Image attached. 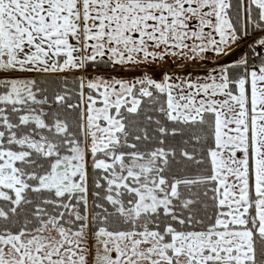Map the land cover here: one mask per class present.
<instances>
[{
    "label": "snow or ice",
    "instance_id": "obj_1",
    "mask_svg": "<svg viewBox=\"0 0 264 264\" xmlns=\"http://www.w3.org/2000/svg\"><path fill=\"white\" fill-rule=\"evenodd\" d=\"M0 264H264V0H0Z\"/></svg>",
    "mask_w": 264,
    "mask_h": 264
},
{
    "label": "crops",
    "instance_id": "obj_2",
    "mask_svg": "<svg viewBox=\"0 0 264 264\" xmlns=\"http://www.w3.org/2000/svg\"><path fill=\"white\" fill-rule=\"evenodd\" d=\"M246 50H247L246 45L242 46L241 50H238L236 55H234L233 57H229V59H236L239 56L241 51H246ZM189 71H201L202 72L203 69H192V68H190ZM125 75H129V74L125 73Z\"/></svg>",
    "mask_w": 264,
    "mask_h": 264
}]
</instances>
